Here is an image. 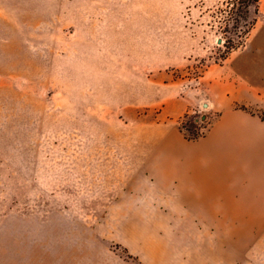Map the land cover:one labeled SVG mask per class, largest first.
<instances>
[{"label":"rangeland","instance_id":"1","mask_svg":"<svg viewBox=\"0 0 264 264\" xmlns=\"http://www.w3.org/2000/svg\"><path fill=\"white\" fill-rule=\"evenodd\" d=\"M263 27L264 0H0V264H264V169L199 230L147 169L186 111L264 117Z\"/></svg>","mask_w":264,"mask_h":264},{"label":"crops","instance_id":"2","mask_svg":"<svg viewBox=\"0 0 264 264\" xmlns=\"http://www.w3.org/2000/svg\"><path fill=\"white\" fill-rule=\"evenodd\" d=\"M258 33L257 39L264 37V27ZM250 71H255L252 64ZM153 128L159 131L152 140L160 144L153 149L155 162L148 173L153 184L171 196L170 201L191 211L178 218L190 220L193 229L213 226L224 218L227 203L238 207L242 199L237 178L256 176L264 169V119L258 115L224 107L207 133L194 141L185 139L177 126L171 125L168 133L162 131L164 125Z\"/></svg>","mask_w":264,"mask_h":264},{"label":"trees","instance_id":"3","mask_svg":"<svg viewBox=\"0 0 264 264\" xmlns=\"http://www.w3.org/2000/svg\"><path fill=\"white\" fill-rule=\"evenodd\" d=\"M257 12V10H255ZM249 31V30H248ZM229 42V45L227 46V48H232L233 45L231 44V42L229 40H227ZM228 52V51H227ZM226 52V53H227ZM223 58H226V55L223 56ZM244 109V107H241ZM192 115L189 111H186L184 114H182L178 119H177V123H178V128L179 131L182 133L183 137L187 140H197L200 137H202L204 135V131L207 130L209 128V126L211 125V118H206L204 119V123L199 125V126H195L193 125H187V120L188 118H190ZM207 117V116H205ZM262 119H264V117H261ZM203 129V130H202Z\"/></svg>","mask_w":264,"mask_h":264}]
</instances>
